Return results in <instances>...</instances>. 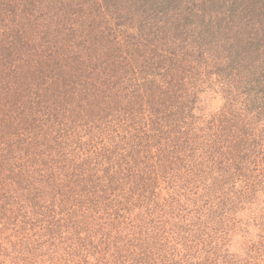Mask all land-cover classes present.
Masks as SVG:
<instances>
[{"label": "trees", "instance_id": "trees-1", "mask_svg": "<svg viewBox=\"0 0 264 264\" xmlns=\"http://www.w3.org/2000/svg\"><path fill=\"white\" fill-rule=\"evenodd\" d=\"M4 262L264 264V0H0Z\"/></svg>", "mask_w": 264, "mask_h": 264}, {"label": "rangeland", "instance_id": "rangeland-1", "mask_svg": "<svg viewBox=\"0 0 264 264\" xmlns=\"http://www.w3.org/2000/svg\"><path fill=\"white\" fill-rule=\"evenodd\" d=\"M216 105H219V102L218 101L214 100V101L211 102V106L212 107H216ZM3 264H7V262H4Z\"/></svg>", "mask_w": 264, "mask_h": 264}]
</instances>
